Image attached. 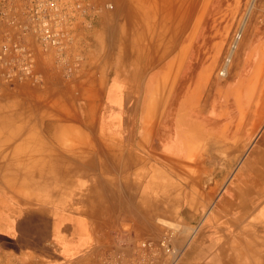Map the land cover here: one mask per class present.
<instances>
[{
  "label": "rangeland",
  "instance_id": "rangeland-1",
  "mask_svg": "<svg viewBox=\"0 0 264 264\" xmlns=\"http://www.w3.org/2000/svg\"><path fill=\"white\" fill-rule=\"evenodd\" d=\"M248 1L170 0L166 25L163 11L143 0H95L76 73L64 75L52 58L38 57L32 80L9 86L0 79V264H39L65 247L75 236L73 214L94 264L102 249L113 254L164 235L182 248L176 264H264V240L250 249L239 233L249 224L233 209L243 204L221 202L233 178L235 191L246 181L251 151L264 152V0ZM190 2L193 25L179 27ZM247 9L252 30L243 33L228 75H219ZM185 47L189 93L178 91ZM246 67L248 82L229 93L238 123L209 134L199 122L206 84L230 82ZM115 81L121 88L109 91ZM161 127L170 133L164 140L157 139ZM173 133L182 135L168 145ZM263 215L257 212V227Z\"/></svg>",
  "mask_w": 264,
  "mask_h": 264
},
{
  "label": "built area",
  "instance_id": "built-area-1",
  "mask_svg": "<svg viewBox=\"0 0 264 264\" xmlns=\"http://www.w3.org/2000/svg\"><path fill=\"white\" fill-rule=\"evenodd\" d=\"M96 11L95 0H0V79L9 86L32 80L38 57L52 58L64 75L76 73L81 36ZM181 253L164 235L104 252L98 264H176Z\"/></svg>",
  "mask_w": 264,
  "mask_h": 264
},
{
  "label": "crops",
  "instance_id": "crops-1",
  "mask_svg": "<svg viewBox=\"0 0 264 264\" xmlns=\"http://www.w3.org/2000/svg\"><path fill=\"white\" fill-rule=\"evenodd\" d=\"M186 42V39H184V43ZM186 47L184 49V64L183 67L181 68L179 75L182 81L179 83L180 87L178 88V91H182V90H190L191 91V86H192V75H193V70H192V63H191V56H190V52L191 51V44L189 45V48L187 51L188 54H186ZM177 52L174 53V55ZM181 53V51H179V54ZM252 68L250 67H246L242 69V72L240 74H238V76L234 79L231 80L230 82L227 81V79L223 80L222 82L211 79L210 83L206 84V89L205 92L207 94V99L204 103L200 104V116H199V122L201 124V127L209 133V134H223V129L225 126V124H227L228 122H235L238 123V118H239V108L237 106V103H235V100L230 96V92L232 94V92L234 91L233 88L239 83L241 82L242 85H244V83L248 82V77H246L247 75L250 74ZM197 74V73H196ZM121 83L118 82H114V83H110L109 86V91L110 90H116L121 88ZM208 87V89H207ZM220 88V90L218 91V89ZM233 90V91H232ZM189 91V92H190ZM187 91V93H189ZM227 93V94H226ZM187 96L188 94H184V96ZM111 98V97H110ZM112 99V98H111ZM110 99V101H111ZM112 103L111 105H115L114 102H110ZM204 110V111H203ZM224 114V115H223ZM109 123H113V121H109ZM163 127L159 128L160 131ZM164 127L163 130L165 131H159L157 130L156 134H158L157 139L160 140H164L165 137H167L165 134H170L166 131V128ZM182 134H178V133H173V136H169L167 138V142L169 145V140H171L172 138L174 139L175 136L180 137ZM263 139V137L261 138ZM264 141V140H263ZM171 143V142H170ZM119 148H116V152L125 155L128 153L127 149H122L120 147L119 150H117ZM172 150H170L169 148L167 150H164L165 154H168L170 152H174L176 150L175 147L172 146L171 148ZM111 150L115 151L114 149H110L107 151H110V154L113 155L115 153H111ZM256 151H251L250 156L254 157L255 159H250L247 158L245 160H251L254 163H258L260 165V167L257 169L256 167H254L255 169L259 170L258 173L256 174V176H253L251 179V183H258L260 185L264 186V165H262V163H264V152L262 153H255ZM108 152H105L104 154H107ZM255 153V154H254ZM110 160H112V157L110 158ZM253 163V164H254ZM122 166V165H121ZM246 166V165H245ZM235 178H233V184L230 186L229 189V195H225L223 196V198L221 199V202H235L236 203H242L243 206H240L238 208L237 211H235V208L233 209V213H244L247 216V219H245L246 221L248 220L249 226L247 227H243L241 230L242 232H249L255 236L258 237V234L254 231V230H258L260 231V228L262 227H257L255 229H252V225H250L251 223V216L249 215V208H247V205L249 203L248 198L246 197L241 198L240 193H238L237 191L234 192V194L232 193L231 188H235ZM250 192L252 191V189L249 190ZM245 197V196H244ZM243 199V200H242ZM264 208H262L261 210H256L255 213L257 214L258 211H263ZM64 216V215H62ZM65 217V216H64ZM264 217V215H263ZM260 219L259 217L257 218V220ZM244 220V221H245ZM264 222V220H262ZM94 229L92 227L87 226V230ZM71 234L75 235L70 242L65 246V247H60V248H56L54 249L52 252L50 250L49 254H43L42 262H39V264H94V258L92 257L93 255V250H89L88 252H86V248L88 247L87 245H89V243L86 245L88 237L85 235V229L82 226V222H81V218L80 215H72V227H71ZM239 232V231H238ZM241 233V232H239ZM86 237V238H85ZM245 237V241L248 243L249 248L252 249L253 247H256L257 243L252 244L251 241L249 242L247 240V233L244 234ZM35 238L32 237V233L29 235V238L26 239V241L29 240L30 245H33L34 243L32 242ZM110 240V239H108ZM86 241V242H85ZM198 245V244H197ZM104 251V249H102L100 251V254H102L101 252ZM42 254V253H41ZM98 260L96 259V264H98ZM35 263V262H34Z\"/></svg>",
  "mask_w": 264,
  "mask_h": 264
},
{
  "label": "bare ground",
  "instance_id": "bare-ground-1",
  "mask_svg": "<svg viewBox=\"0 0 264 264\" xmlns=\"http://www.w3.org/2000/svg\"><path fill=\"white\" fill-rule=\"evenodd\" d=\"M254 1L255 0H249L248 6H250V5L252 6ZM143 2L150 3L154 6L157 5L156 9L163 11L162 16H161V21H162L161 23L168 25L169 13H165V11L169 10L170 0H143ZM188 9H189L188 14H187L188 18L184 17V18H186V20L184 19V21H183V18L180 17V20L176 23L177 25L179 24V27H184V25L186 26V23H188V25L190 27L193 25V23H192L193 22V15H194L193 11L196 9V3L193 4L192 2H190ZM182 12L186 15L185 11H182ZM251 13H249V11L247 9V11L245 12V14L243 15V17L240 20L238 30L234 36V39L232 40V42L230 44V47H229V50H228L226 57H224V60H223L222 68L220 70V75H222V76H226L229 73L230 59L233 57V54H234L235 50L237 49V46H238V44L242 38L243 33L247 32V31L251 32V30H252V19H251L252 15H251ZM146 60H147V63L151 62L150 58H147ZM176 63H177V60H175V64ZM175 64H174V66H176ZM9 136L10 135H8V137ZM10 137H12V136H10ZM10 151H11V149H10ZM252 162L253 161H251V160L246 161L245 164L247 167H249L247 169L246 174H245L246 181L243 183V186H241V188L237 192L238 193H244L245 194L244 196H247V198H248L249 203L247 205V208H249V215L251 216V220H250L251 224L250 225H252V227H251L252 229H255L256 228V220H257L259 215L257 216V214L254 212L256 210H261L262 208H264V186L260 185L258 183H254V181H253V183H251L252 181L249 178L256 176V174L259 171V170L254 168V164H253L254 162L253 163ZM262 165H264V163H262ZM54 172H55L54 173L55 176H57V173L60 172V169H56ZM238 179H239L238 177H235V179H234L235 182L238 181ZM236 184H237V182H236ZM250 189H252L251 192L249 191ZM231 190H232L231 194H234L235 188H231ZM261 227L262 228H260V232L264 233V225H262ZM241 233L243 235L245 233H247V240L249 242L251 241L252 244H255V243H258L259 241L264 240L263 237H257L255 235L249 233V232H244V233L241 232ZM197 244H198V241H195L193 244H191V247L195 248L197 246ZM181 255H182V253H181Z\"/></svg>",
  "mask_w": 264,
  "mask_h": 264
}]
</instances>
